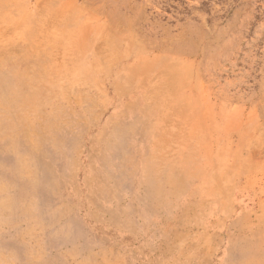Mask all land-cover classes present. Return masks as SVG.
Returning <instances> with one entry per match:
<instances>
[{"label":"rangeland","instance_id":"rangeland-1","mask_svg":"<svg viewBox=\"0 0 264 264\" xmlns=\"http://www.w3.org/2000/svg\"><path fill=\"white\" fill-rule=\"evenodd\" d=\"M0 264H264V0H0Z\"/></svg>","mask_w":264,"mask_h":264}]
</instances>
